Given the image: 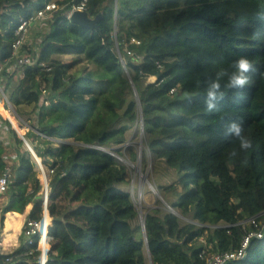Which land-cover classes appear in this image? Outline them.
<instances>
[{"label": "trees", "instance_id": "1", "mask_svg": "<svg viewBox=\"0 0 264 264\" xmlns=\"http://www.w3.org/2000/svg\"><path fill=\"white\" fill-rule=\"evenodd\" d=\"M75 1L0 0L2 64L17 25L47 2L58 5L34 23L36 48L21 47L31 62L21 77L9 68L14 58L0 74L12 118L26 121L19 136L0 116V163L10 182L0 203L4 221L32 205L28 218L46 212V264H204L202 250L237 248L250 229L245 222L264 220V22L257 18L264 0H91L87 12L100 14L95 28L69 21ZM240 57L253 63L250 83L224 88L219 111L207 112L205 82ZM21 105L33 106L29 118L20 116ZM237 120L253 142L246 152L224 135ZM136 123L154 157L174 170L172 183L158 186L163 201L143 215L146 240L128 168L116 157ZM24 141L50 170L46 205ZM38 255L13 264H37ZM227 264H264V236Z\"/></svg>", "mask_w": 264, "mask_h": 264}, {"label": "built area", "instance_id": "2", "mask_svg": "<svg viewBox=\"0 0 264 264\" xmlns=\"http://www.w3.org/2000/svg\"><path fill=\"white\" fill-rule=\"evenodd\" d=\"M92 5L91 0H77L71 4L70 10L67 13V17L73 11H87L88 8ZM58 9V5L54 2H47L44 6L33 12L29 17L22 20L17 27L13 31V39L10 44L11 48V57L5 59L8 61L14 58L16 52L21 49V47L29 43L31 44V40H29V28L34 25L35 22H40L41 20H46L50 18V16ZM131 43L138 44L139 42L135 39H131ZM125 51L127 55H133L136 59H141V56L134 53L128 45H125ZM119 60L122 63L123 67L126 68V61L125 58L118 54ZM30 59L27 56L18 57L15 61L16 67H23L25 65L30 64ZM2 71V64L0 63V74ZM172 91V90H171ZM0 92L4 95L2 88L0 87ZM5 96V95H4ZM6 98V104H11L9 99ZM42 104L48 105L47 101H42ZM12 106V105H11ZM14 113L13 108L7 107V114ZM12 114H8L10 116V123L14 127L17 133H22L19 129L20 125L26 126V121L21 120V122H16L12 118ZM29 151L32 153L33 150L31 147H28ZM34 153V152H33ZM42 166L41 163H39ZM50 172V170H48ZM6 184L9 183V174H1ZM43 203H47V198L44 199ZM8 207V206H7ZM5 207V209L7 208ZM6 212V211H4ZM4 212L0 210V221L4 216ZM247 226L250 228L248 231L245 232L243 235L239 246L235 249H231L228 251H215L209 254H206L205 250H202L200 253V258L204 259V264H227L233 260H240L246 256V250L248 244L252 238L261 239L264 236V220H258L256 218H250L246 222ZM49 225L50 221L44 211V214L41 219H31L25 217L21 229V238L20 243L16 247H8L5 249L1 242L0 238V264H13L16 259L27 258L32 255L33 251H39V255L37 257V264H46V253L50 247L48 243L49 237ZM0 233H1V224H0Z\"/></svg>", "mask_w": 264, "mask_h": 264}, {"label": "rangeland", "instance_id": "3", "mask_svg": "<svg viewBox=\"0 0 264 264\" xmlns=\"http://www.w3.org/2000/svg\"><path fill=\"white\" fill-rule=\"evenodd\" d=\"M38 24V22H35ZM35 24V26H37ZM34 25L29 28V40H31V44L33 49L36 48L38 37H35V34L37 33V28ZM22 54L26 53L25 49L18 50L16 54L14 55V59L18 57H21ZM70 55L66 54L63 55L62 58L63 60H69ZM9 61V60H8ZM8 61H4V64H2V69L4 67L9 66L7 64ZM14 61V62H15ZM9 63V62H8ZM10 70L15 71L17 74V77H21V68H17L13 62H10ZM155 78H147L141 80V86H145L151 82L154 81ZM15 80V79H14ZM12 81V83L9 85L10 88L15 86V81ZM1 87V85H0ZM2 88V87H1ZM5 95V96H4ZM4 95L0 92V99L1 101L4 102L5 104V110L7 112V107H11V104L7 105L6 104V98L9 97V91L4 93ZM33 110V106H26V105H21L17 107V111L19 112L20 116L23 118H29ZM8 114H12L9 113ZM1 116V115H0ZM145 134L142 131L141 124L136 123L135 125L131 126L127 131H126V142L122 144L120 150L123 152L122 157H117L118 161L125 164L128 168L129 171V181L127 184V189L128 192L130 193V196L136 206V209L138 211V220L140 221V224L142 222L143 215L145 211L151 207H153L154 202L157 198H159V185H166L172 183L174 180V170L172 169H167L164 164L160 161H158L154 155L150 152V150L146 147L145 145V139H144ZM27 144L28 142L25 141ZM25 147L28 150V153L32 156L33 160L36 162L35 165V172H36V177L39 179L41 182V179L43 178V186H46V182L48 179V169L45 166H40L37 158L31 153L27 147L26 144H24ZM30 146V144H28ZM33 150V148H31ZM34 152V150H33ZM144 152V153H143ZM130 153H135V158H131ZM3 164L0 163V174H3L4 170ZM10 183V182H9ZM8 183V184H9ZM10 185V184H9ZM43 186L39 192V195H42V189ZM41 198H43L41 196ZM5 199L2 197L0 199V203L3 202ZM8 202L12 201L11 198L7 199ZM28 209V208H27ZM7 211V210H6ZM4 228V224H3Z\"/></svg>", "mask_w": 264, "mask_h": 264}, {"label": "clouds", "instance_id": "4", "mask_svg": "<svg viewBox=\"0 0 264 264\" xmlns=\"http://www.w3.org/2000/svg\"><path fill=\"white\" fill-rule=\"evenodd\" d=\"M257 18L264 22V11L258 13ZM229 68L220 69L215 78L205 82V98L204 107L209 113L219 111L220 101L224 99V88L228 89H243L250 83L249 73L254 70L253 63L247 57H240L235 60ZM226 78V83H222ZM225 138L232 137L239 142L240 151H248L252 149V140L245 135V129L241 120L230 122L225 130ZM237 151L234 149L229 155L235 157Z\"/></svg>", "mask_w": 264, "mask_h": 264}, {"label": "bare ground", "instance_id": "5", "mask_svg": "<svg viewBox=\"0 0 264 264\" xmlns=\"http://www.w3.org/2000/svg\"><path fill=\"white\" fill-rule=\"evenodd\" d=\"M7 185L8 184L4 182L3 177L0 176V199L2 198ZM31 192L32 190H29V193ZM45 192L46 189H44L42 193V197H44ZM5 215L6 213H4V216L0 221L1 224L0 238L3 246L5 247V249H7L8 247H16L19 245L21 238V229L25 217L24 215H15L10 220L4 221ZM3 224H4V228H3Z\"/></svg>", "mask_w": 264, "mask_h": 264}, {"label": "water", "instance_id": "6", "mask_svg": "<svg viewBox=\"0 0 264 264\" xmlns=\"http://www.w3.org/2000/svg\"><path fill=\"white\" fill-rule=\"evenodd\" d=\"M99 17H100V14L92 17V16L89 15V13L87 11H79V10H77V11L71 12L70 15L67 18L69 19L70 22L80 24L83 27L95 28V27H97V22H98ZM133 91H134L135 96L137 97V93H136L134 87H133ZM141 128H142V126H141ZM18 134H19V136H21V133H18ZM24 143L27 145V147H30L25 141H24ZM33 155L36 157L35 153H33ZM38 162L40 163L39 160H38ZM4 173L7 174V170H5ZM45 189H46V192L44 194V199H46L47 195H48L47 182H46ZM159 198L163 201V199L161 197H159ZM44 205H46V203ZM141 228H142V231H143L144 239L146 240V234H145L143 222H141Z\"/></svg>", "mask_w": 264, "mask_h": 264}, {"label": "crops", "instance_id": "7", "mask_svg": "<svg viewBox=\"0 0 264 264\" xmlns=\"http://www.w3.org/2000/svg\"><path fill=\"white\" fill-rule=\"evenodd\" d=\"M1 100V99H0ZM2 102V108L4 109V111L5 112H2V111H0V115L1 116H3V117H5V118H7V119H10V116L7 114V112H6V110H5V104H4V102L3 101H1ZM4 166V165H3ZM42 180H43V178H42ZM42 186H43V182H42ZM42 188V187H41ZM43 189H44V186H43ZM43 189H42V192H43ZM42 196V195H41ZM32 207H33V205L31 206V208L30 209H26L24 212H23V214H24V217H27L28 216V213L30 212V210L32 209ZM3 212H4V210H2ZM13 218V217H12ZM18 235V234H17Z\"/></svg>", "mask_w": 264, "mask_h": 264}]
</instances>
